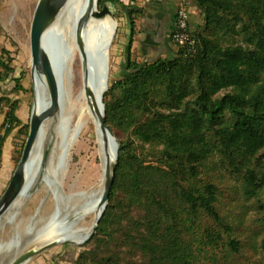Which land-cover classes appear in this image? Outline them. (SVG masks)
Segmentation results:
<instances>
[{
    "label": "trees",
    "instance_id": "obj_1",
    "mask_svg": "<svg viewBox=\"0 0 264 264\" xmlns=\"http://www.w3.org/2000/svg\"><path fill=\"white\" fill-rule=\"evenodd\" d=\"M191 2L204 15L203 23L193 30L196 54L186 57L178 47L172 57L131 60L136 18L130 16L126 71L103 95L105 120L120 148L107 206L86 245L93 240H104L105 247L106 242L136 245L148 255L144 264H193L181 229L182 211L190 220L203 211L221 219L215 185L207 184L205 191L188 185L198 173V163L210 154L216 151L233 165L239 164L238 170L244 169L243 189L250 195L260 189L264 174V155L259 154L264 150V0ZM99 4L103 5L102 0ZM124 7L130 15V8ZM238 34L244 43L222 42ZM13 69L0 59V81L14 79L10 92L0 97V112L5 115L0 125V161L6 138L23 123L17 115L19 99L14 96L17 88L24 89L23 74L15 75ZM227 88L231 90L218 94ZM117 130L130 131L143 144L162 147L139 151L131 137L121 140ZM24 143L10 156L15 167ZM86 245L72 254L76 262L89 259ZM90 260L120 264L106 251L100 256L96 251Z\"/></svg>",
    "mask_w": 264,
    "mask_h": 264
},
{
    "label": "bare ground",
    "instance_id": "obj_2",
    "mask_svg": "<svg viewBox=\"0 0 264 264\" xmlns=\"http://www.w3.org/2000/svg\"><path fill=\"white\" fill-rule=\"evenodd\" d=\"M22 2L29 26L35 0ZM95 5L97 0L51 2L47 25L55 35L58 52L60 147L42 192L10 223L0 227V264L14 254L27 253L53 238L59 241L56 245L80 242L91 229L98 213L106 187L109 157L117 151L108 129L100 126L98 114L102 112L100 99L110 85L111 48L119 20L112 13L103 17L94 14L92 8ZM80 12L84 15L78 26ZM24 49L28 55L30 76L34 67H38L44 88L47 84L45 59L37 54L30 40ZM85 62H89L92 72L87 95L83 80ZM45 150L46 133L43 128L37 147L19 178L24 188L30 187L41 174ZM83 152L90 158L88 175L80 184L67 188L65 180L70 159L74 160V155ZM50 199L52 208L45 212V205ZM102 208L103 205L100 210ZM30 259L19 257L15 264H28Z\"/></svg>",
    "mask_w": 264,
    "mask_h": 264
},
{
    "label": "rangeland",
    "instance_id": "obj_3",
    "mask_svg": "<svg viewBox=\"0 0 264 264\" xmlns=\"http://www.w3.org/2000/svg\"><path fill=\"white\" fill-rule=\"evenodd\" d=\"M104 4L105 2H103ZM96 6L99 9L102 7L99 0H97ZM111 6L112 14L119 20V25L111 48L110 84L121 78L126 71L130 16L135 18L136 15V10H131L132 5L128 6L131 7L130 15L118 3L112 1ZM134 29L135 33L138 32L137 23H135ZM28 40L29 26L22 0H0V59L6 60L7 63L13 66L15 75L22 72L21 83L24 86L23 90L17 88L19 89L17 115L23 123L12 131L14 132L12 133L14 134L12 145L9 144L6 147V152L0 161V164L2 162L0 177L5 178L8 174V182L16 168L14 160L12 161L10 158L11 163L9 161L8 149L12 150L11 154L20 150L22 144L26 142L28 136L26 132H29L27 127L31 116L32 82L28 67V55L24 49ZM222 42L244 43L243 35L227 36L222 39ZM5 50L11 52V55H8ZM138 60L139 62L151 61V59L141 60V58ZM13 80L8 77L5 85L13 86ZM230 90L231 88H227L221 90L218 94L222 95ZM115 92V89L110 92L108 95L109 100L113 98ZM14 96L17 95L14 94ZM5 129H8L7 125ZM116 133L122 138L121 140H124L127 136L131 137L135 148L139 151L144 149L146 151H156L162 147L161 144H143L130 131L117 130ZM259 154L264 155V150H261ZM77 155H74V160L70 159L69 162L68 177L66 176L65 180V187L67 188L76 183L80 184L88 175L90 161L88 154L85 152L80 153L79 158ZM197 166L198 173L188 185L194 188L197 187L201 191H205L206 185L209 183L215 185V206L221 219L217 220L203 211L195 219L190 220L185 210L182 211L184 223L181 229L185 244L190 246L193 253V264H264V174L261 176L260 189L255 195H250L243 189L242 173L244 169L238 170L239 164L238 166L233 165L218 152L215 151L210 154ZM261 170L264 173V164L261 166ZM118 195L122 198L125 197L121 193H118ZM52 204L50 199L45 205V212L51 210ZM132 210L134 215L139 214L135 209ZM162 228L163 225L160 228L161 232ZM231 240L237 242L233 244ZM86 248L85 255L89 257L87 261L76 262L73 259L72 254L75 253V247L52 245L34 255L28 264H95V261L90 259L91 257L95 258L96 251L99 252V256L106 251L107 255L118 258L120 264H144L145 258L148 257L139 246L120 247L118 244L106 242L105 247L104 240H93L86 245Z\"/></svg>",
    "mask_w": 264,
    "mask_h": 264
},
{
    "label": "water",
    "instance_id": "obj_4",
    "mask_svg": "<svg viewBox=\"0 0 264 264\" xmlns=\"http://www.w3.org/2000/svg\"><path fill=\"white\" fill-rule=\"evenodd\" d=\"M52 0H35L29 21V40L34 45L37 54H40L47 66V84L44 88L41 85V75L38 67L31 71L32 82V105L29 123V132L23 147L21 158L12 173L8 186L0 198V227L10 223L25 207L30 205L34 199L42 192L47 174L58 153L61 139V107L58 100V52L55 42V35L47 25V13L51 8ZM92 12L98 16H105L111 12L107 4L100 9L95 5ZM84 13L80 12L78 17V26ZM91 68L89 62L83 65L84 90L87 95L89 92V79H91ZM101 113L98 114L99 123L102 128L108 129L116 144V154L111 153L106 170V187L101 196L98 213L95 216L93 225L87 235L78 243H64V246L83 248L84 245L92 238L97 231L99 221L106 208L109 192L115 176V168L118 159L119 141L114 134L111 126L105 120V103L103 98L100 99ZM95 108H93L94 110ZM46 133V150L43 162V168L39 177L34 183L24 188L20 181V175L31 159L41 135L42 129ZM7 197L4 202L3 198ZM103 208L100 210V206ZM59 244L57 239H50L36 246L27 253H17L8 258L3 264H15L19 257L30 259L42 250ZM68 244V245H67Z\"/></svg>",
    "mask_w": 264,
    "mask_h": 264
},
{
    "label": "crops",
    "instance_id": "obj_5",
    "mask_svg": "<svg viewBox=\"0 0 264 264\" xmlns=\"http://www.w3.org/2000/svg\"><path fill=\"white\" fill-rule=\"evenodd\" d=\"M181 1L182 0H118L120 6L124 9V6L132 5V8L130 7L131 10H136L135 20L138 26V32L133 36V43L130 48L131 60L139 61V58H141V60H153L159 57H172L176 53L178 45L172 39V31L175 27L176 9ZM188 1L190 24L194 30L198 25L203 23L204 15L200 7L192 3L191 0ZM127 41H129V39ZM11 87L12 85L6 86L5 82L0 81V97L4 94H8ZM11 96H13V94H11ZM17 97L18 95L16 98ZM4 117V113L0 112V125ZM12 133L6 138L2 149V157L6 152V147L9 144L12 145L14 136ZM11 152L12 150L8 149L9 161ZM8 183V174L5 178L0 177V197L4 194Z\"/></svg>",
    "mask_w": 264,
    "mask_h": 264
},
{
    "label": "built area",
    "instance_id": "obj_6",
    "mask_svg": "<svg viewBox=\"0 0 264 264\" xmlns=\"http://www.w3.org/2000/svg\"><path fill=\"white\" fill-rule=\"evenodd\" d=\"M102 2H105L112 12V0H102ZM188 5V0H182L176 9L175 27L172 31V39L178 47L182 49L186 57H192L196 54L197 40L190 24ZM0 106H2L1 101Z\"/></svg>",
    "mask_w": 264,
    "mask_h": 264
}]
</instances>
